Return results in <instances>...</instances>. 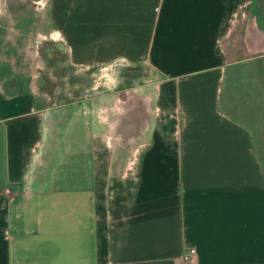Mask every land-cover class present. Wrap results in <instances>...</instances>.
Here are the masks:
<instances>
[{
    "label": "crops",
    "instance_id": "0c3cea01",
    "mask_svg": "<svg viewBox=\"0 0 264 264\" xmlns=\"http://www.w3.org/2000/svg\"><path fill=\"white\" fill-rule=\"evenodd\" d=\"M0 12V264H264V0ZM37 42L60 73L130 78L49 103V54H17Z\"/></svg>",
    "mask_w": 264,
    "mask_h": 264
},
{
    "label": "rangeland",
    "instance_id": "374dc122",
    "mask_svg": "<svg viewBox=\"0 0 264 264\" xmlns=\"http://www.w3.org/2000/svg\"><path fill=\"white\" fill-rule=\"evenodd\" d=\"M3 3H6L8 0H0ZM8 12H0V15H3L4 17L7 15ZM13 17H17L19 14H23V12H10ZM36 13V12H35ZM6 14V15H4ZM47 25H41V24H36L33 25L31 28V33L34 35L36 29L39 31H46ZM36 38L39 39V36ZM17 54L20 56H23L25 52L32 51L33 54L38 52V56H46L49 54V57L46 58V60H41L43 63V68L40 70L39 68L34 71V74H37V79L42 78L44 83H47V90H45L43 93H47L48 96V101L49 103L51 102H59L61 101V98L67 99L69 98L68 96L74 94H84L86 91H74V92H67V91H61L63 88L66 86L69 87L71 83H79L81 86L91 84V83H98V84H118L120 82H123L125 78H130V76H125L122 74V71L120 70V64H116L115 66L112 67V69H98L95 71L96 73H92L89 71H79V73H71L67 75L66 70H62V74L60 71H58L55 67V52L57 50V45L55 43H45V42H37V43H32V44H24L20 43L17 44ZM26 54V53H25ZM35 63H39V57L35 60H33ZM112 65V64H111ZM38 67V66H37ZM42 74V75H41ZM58 87L61 90L57 91L55 88ZM82 88V87H81ZM65 111V108H59L57 114H63ZM67 125L63 126L62 130L67 129Z\"/></svg>",
    "mask_w": 264,
    "mask_h": 264
},
{
    "label": "built area",
    "instance_id": "2783aa9c",
    "mask_svg": "<svg viewBox=\"0 0 264 264\" xmlns=\"http://www.w3.org/2000/svg\"><path fill=\"white\" fill-rule=\"evenodd\" d=\"M194 255H195V249L189 248L188 251H186L182 255V259L185 262V264H192V262L194 261Z\"/></svg>",
    "mask_w": 264,
    "mask_h": 264
}]
</instances>
